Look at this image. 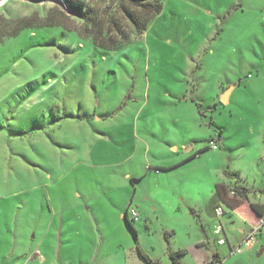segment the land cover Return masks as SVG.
Listing matches in <instances>:
<instances>
[{
	"label": "rangeland",
	"instance_id": "rangeland-1",
	"mask_svg": "<svg viewBox=\"0 0 264 264\" xmlns=\"http://www.w3.org/2000/svg\"><path fill=\"white\" fill-rule=\"evenodd\" d=\"M85 1L116 13L131 42L107 51L61 27L11 37L16 21L69 11L64 0L0 6V258L26 264L28 244L50 233L58 251L43 249L59 264H147L138 248L211 264L196 245L239 227L226 205L215 213L217 185L257 178L264 190V0H164L142 36L122 0ZM230 259L264 264V245Z\"/></svg>",
	"mask_w": 264,
	"mask_h": 264
},
{
	"label": "trees",
	"instance_id": "trees-1",
	"mask_svg": "<svg viewBox=\"0 0 264 264\" xmlns=\"http://www.w3.org/2000/svg\"><path fill=\"white\" fill-rule=\"evenodd\" d=\"M163 1L164 0H122L117 12L122 13L131 23L137 35L142 36L147 31L150 22L162 12ZM64 3L70 15L61 10L60 7L54 6L45 16L41 17L36 15L35 17L33 16L31 18L16 21L14 32L10 36L17 37L26 29L61 27L68 32L78 33L81 38L90 39L96 46L102 47L107 51L119 50L131 42V38L125 35L122 26L116 18L117 14L113 13V11L104 14L99 12L95 7L87 4L85 0H64ZM72 20L80 21L82 27L79 31L69 25L68 22ZM221 134L222 130L220 131V138ZM206 150L199 152V154ZM234 191L237 196L246 199V189H240L235 186ZM228 194L229 191L223 185H217V195L221 200L225 201L226 197L228 198ZM230 207L232 208V206ZM252 208L256 209L254 205H252ZM126 221L129 227L134 229L127 215ZM138 252L140 257L147 264H161L159 261L153 260L141 248H138ZM181 254L183 253L177 252L171 254V259L174 264H181L178 261V257L181 256Z\"/></svg>",
	"mask_w": 264,
	"mask_h": 264
},
{
	"label": "crops",
	"instance_id": "crops-1",
	"mask_svg": "<svg viewBox=\"0 0 264 264\" xmlns=\"http://www.w3.org/2000/svg\"><path fill=\"white\" fill-rule=\"evenodd\" d=\"M227 102H228V100H227ZM190 149H191V147H188L186 149V151L188 152V151H190ZM189 159H191V158H189ZM185 162H186V160H185ZM179 163H181V162L174 163L173 164L174 166L173 165H171V166L177 167L178 165H180ZM230 176L231 177H238L239 181H240V179L245 178V174H238V173H232V174H230ZM254 181L255 182H254L253 186L245 185L244 181H242V180L240 181V183L237 182V185L232 186V187L237 186L240 189H246L247 190L246 199H242L239 196L232 197L230 195V192L232 190L231 187L227 186L226 184H218V185H223L229 191V194H228V198L226 197V199H225V201H228V202H225L224 200H221V199H220L221 202L219 200H217L218 202L216 203L215 213H216L217 207L222 206L223 204L226 205L228 207L229 211L231 212L229 217L230 218L233 217L232 222L233 223L238 222L237 224L239 227L237 226L238 227L237 228L238 229L237 230L238 236H233L232 234H230L228 232L227 228L224 227V225L220 224L218 227L215 228L214 233L216 235L220 236L219 239H221L222 237L226 239L227 242L224 245H219V243H218L219 239L217 240L218 246L217 245L211 246V242L209 240H208V242H200L199 244L196 245V246L203 245L205 247L208 245L207 247L209 249H211V254H212V258L210 259L211 262L215 257H217L221 260V263L224 264L227 259H229L228 261H230L231 260L230 258H232V257L234 258V256L235 257L236 256H242L243 257V255H245V254H250V253L252 254V253L256 252L258 247H263V245H264V241H263L264 240V234L259 235L258 242L256 243V245L252 249L246 250L241 254H235V255L232 254V250L236 249L240 245H242V243L244 242L246 237L253 231V229L255 227L258 226L262 217L264 216V190H262L258 187L257 178H255ZM229 205L232 206V208ZM252 205H254L256 207V209H253ZM192 211L195 213L198 210L196 207H194L192 209ZM225 212L227 213L226 210H225ZM124 217H126V215ZM236 219H237V222L235 221ZM219 227L223 228L222 234L216 233V231ZM49 236H50V233L45 235L43 238V242H41L40 245L39 244H32V245L28 244V250H27L26 255H29L30 257H26V261L28 260V258H30L29 264H59L57 259H52V257L47 254L48 253L47 249L46 250L43 249L44 244H47V248H51V250H53L54 252L58 251L57 245H53V244L50 245V242L48 240ZM35 239H36V235H34V238L32 240L35 241ZM62 240L63 239L61 238L60 241H62ZM196 246H194V247H196ZM222 246L228 247V253L226 255L227 257L224 256V254H222V252L220 250V248ZM59 247H60V249L62 248V243H60ZM177 252L183 253V254H181V256H179V258L190 253V251H187L185 249L179 250ZM177 252H171L170 253V259H171V254H174ZM2 259L6 260L7 258H6V256H3V258H0V264H8L7 260H6L7 262H5ZM97 260H98V258H95L94 264H96V263L105 264L104 262H101V261L98 262ZM153 260L159 261L156 259H153ZM171 261L173 263L172 259H171ZM178 261L181 264H184L182 261H180V260H178ZM13 264H23V263L18 261V262H15ZM70 264H74V262H71ZM196 264H197V262H196Z\"/></svg>",
	"mask_w": 264,
	"mask_h": 264
},
{
	"label": "built area",
	"instance_id": "built-area-1",
	"mask_svg": "<svg viewBox=\"0 0 264 264\" xmlns=\"http://www.w3.org/2000/svg\"><path fill=\"white\" fill-rule=\"evenodd\" d=\"M219 141H221V138H219ZM209 148L214 150V151L219 150L220 149L219 142L217 140H215V139L211 140ZM230 195L232 197H237V194H236V192L234 190H232L230 192ZM216 213L219 216H222V215L226 214L225 209L222 206L217 207ZM131 215L133 216L134 222H136L138 220V218H139V215L136 212V210L132 209L131 210ZM216 233L217 234H222L223 233V228L219 227L217 229ZM262 234H264V216L262 217V219H261L260 223L258 224V226L255 227L253 229V231L246 237V239L244 240L242 245H240L238 248L232 250V254L233 255L241 254V253H243L246 250L252 249L256 245V243L258 242L259 235H262ZM226 242H227L226 239L223 238V237L221 239H219V241H218L219 245H224V244H226ZM26 264H29V260H28V262ZM211 264H222V263H221V260L219 258L215 257L212 260Z\"/></svg>",
	"mask_w": 264,
	"mask_h": 264
},
{
	"label": "water",
	"instance_id": "water-1",
	"mask_svg": "<svg viewBox=\"0 0 264 264\" xmlns=\"http://www.w3.org/2000/svg\"><path fill=\"white\" fill-rule=\"evenodd\" d=\"M232 88V87H231ZM231 88H229L227 91H225L224 92V94H223V97H222V101L223 102H227V100H228V97H227V95H228V92H229V90L231 89Z\"/></svg>",
	"mask_w": 264,
	"mask_h": 264
},
{
	"label": "bare ground",
	"instance_id": "bare-ground-1",
	"mask_svg": "<svg viewBox=\"0 0 264 264\" xmlns=\"http://www.w3.org/2000/svg\"><path fill=\"white\" fill-rule=\"evenodd\" d=\"M6 0H0V6L5 2Z\"/></svg>",
	"mask_w": 264,
	"mask_h": 264
}]
</instances>
